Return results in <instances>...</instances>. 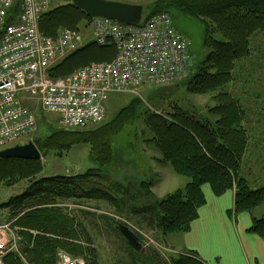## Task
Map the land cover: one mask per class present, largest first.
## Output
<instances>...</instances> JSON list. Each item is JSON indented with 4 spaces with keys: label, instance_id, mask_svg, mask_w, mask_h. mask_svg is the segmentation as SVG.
Returning <instances> with one entry per match:
<instances>
[{
    "label": "trees",
    "instance_id": "1",
    "mask_svg": "<svg viewBox=\"0 0 264 264\" xmlns=\"http://www.w3.org/2000/svg\"><path fill=\"white\" fill-rule=\"evenodd\" d=\"M55 2L59 3L45 11L39 20V29L44 34L55 36L59 28L79 29L91 21L92 17L71 0ZM173 12L199 19L203 25L207 52L187 85L193 93L218 91L214 97L216 104L204 116L177 104L171 105V111L162 113L144 107L141 97L127 95L126 103L116 113L111 116L106 112L107 117L98 128L67 129L57 125L49 135L36 138L40 159L0 158V185L31 182L20 194L0 204L1 209L11 211V221L19 228L20 235V255L9 252L6 264H25L24 260L28 264H56L59 250L84 257L85 264H98L97 247L87 227L55 200H108V192L99 188L85 190L82 183L90 175L98 176L100 167L111 164L110 139L137 119L151 132L146 142L160 154L158 161L168 164L175 174L189 178L184 187L164 195L154 205L135 210L143 215L149 228L159 230L163 236L187 231L198 218V209L206 203L204 184L209 185L215 196L234 189L235 212L250 211L264 203V185L254 188L240 175L247 135L241 126L238 103L224 90L235 63L250 53V37L264 32V0H156L148 9L144 8V19L159 13L172 16ZM115 53L111 44L87 43L50 68V74L66 76L91 62L110 61ZM41 114V111L37 113V119ZM82 143L91 146L90 154L98 168H91L85 174L36 179L42 170V157L51 152L62 156V152ZM149 185L144 183L151 192ZM105 219V224L126 244L114 228V219ZM248 231L264 239V216L253 218ZM147 253L146 249L145 255L137 254L146 261ZM188 253L176 255L173 264H203L195 251ZM148 255L152 256L150 252Z\"/></svg>",
    "mask_w": 264,
    "mask_h": 264
},
{
    "label": "rangeland",
    "instance_id": "2",
    "mask_svg": "<svg viewBox=\"0 0 264 264\" xmlns=\"http://www.w3.org/2000/svg\"><path fill=\"white\" fill-rule=\"evenodd\" d=\"M112 1L137 4L148 9L156 0ZM57 3L55 2L54 5ZM172 19L175 29L190 39L194 68H197L207 52V48L203 44L204 29L202 23L199 19L190 18L181 12H173ZM249 46L250 53L235 63L231 71V78L224 90L238 103L241 111V126L247 135L240 175L246 178L252 187L257 188L264 185V32L253 34L249 39ZM190 78L191 76L180 81L177 85L143 86L137 91V94L140 93L143 106L154 111L167 113L171 111L172 104H177L189 112L203 116L208 115L209 109L216 104L214 97L218 91L206 94L190 92L187 85ZM127 95L131 94H119L111 99L106 108L107 114L112 116L116 113L120 106L126 103ZM29 101L24 104L31 107L37 118V113L40 112L39 106L36 100ZM211 118L214 117L211 116ZM57 125L60 126L58 116L55 113H42L37 119L36 131L29 138L20 139L14 144L34 142L36 138H43L56 130ZM101 125L99 123L93 124L89 128L95 129ZM151 136L152 134L145 127L144 122L137 119L125 125L120 133L110 139L113 150L111 164L100 167L97 171L98 176L90 175L82 183V188L85 190L99 188L108 192L110 195L108 200L95 198H57L55 200L60 208H66L67 212L79 218V222H83L87 227L97 247L98 264H144L145 262L147 264H173L172 261L176 259V255L189 254V250L195 251L198 256L196 250L182 249L176 244L179 234L188 232L191 224L187 231L163 236L159 230L147 226L141 213L135 212V210L145 206L154 205L159 198L184 187L189 181L186 176L175 174L168 164L158 161L160 154L146 142V139ZM90 151L91 146L82 143L73 145L69 150L62 152V156L53 152L48 153L41 159L42 170L36 179L55 175L85 174L91 168H98L99 165L93 161ZM147 182L150 184L151 192H148L144 186V183ZM30 184L31 182L28 180L19 181L12 186L1 184L0 204L20 194ZM202 189L204 194L209 195L211 189L208 184H204ZM228 191H233L232 216L244 212H254L259 217L264 216V203L250 211L235 212V191L234 189ZM11 216L10 210L8 213L7 210L0 208V222L11 221L13 219ZM105 217L125 222L131 226L147 249L148 259L146 261H143L136 252L132 251L107 223L105 224ZM10 229L13 231L18 244L20 240L19 228L14 226L12 222ZM12 252L16 253L15 251ZM149 252L152 256L148 255ZM74 257L80 258L85 263L84 257ZM200 260L203 264H209L205 259ZM24 262L28 264L25 260Z\"/></svg>",
    "mask_w": 264,
    "mask_h": 264
},
{
    "label": "built area",
    "instance_id": "3",
    "mask_svg": "<svg viewBox=\"0 0 264 264\" xmlns=\"http://www.w3.org/2000/svg\"><path fill=\"white\" fill-rule=\"evenodd\" d=\"M52 0H0V149L31 136L34 113L24 104L35 97L43 112L55 113L68 129L105 120L112 94L171 84L190 75V40L177 33L171 16L160 13L137 25L93 17L84 30L62 29L55 37L38 23ZM113 45L112 60L92 62L53 77L50 68L85 44ZM11 223L0 224V264L17 250ZM56 264H84L59 251Z\"/></svg>",
    "mask_w": 264,
    "mask_h": 264
},
{
    "label": "crops",
    "instance_id": "4",
    "mask_svg": "<svg viewBox=\"0 0 264 264\" xmlns=\"http://www.w3.org/2000/svg\"><path fill=\"white\" fill-rule=\"evenodd\" d=\"M205 197L198 218L188 232L179 234L176 244L196 250L198 257L209 264H264V239L247 231L252 218L259 215L244 212L232 216L233 191L222 196L210 191ZM2 210L9 213L8 208Z\"/></svg>",
    "mask_w": 264,
    "mask_h": 264
},
{
    "label": "water",
    "instance_id": "5",
    "mask_svg": "<svg viewBox=\"0 0 264 264\" xmlns=\"http://www.w3.org/2000/svg\"><path fill=\"white\" fill-rule=\"evenodd\" d=\"M71 2L89 16L103 17L122 24H138L144 12V7L141 5L112 0H71ZM0 158L37 160L41 158V153L34 142L28 141L0 150ZM114 228L134 252L146 254L141 239L129 224L114 220Z\"/></svg>",
    "mask_w": 264,
    "mask_h": 264
}]
</instances>
